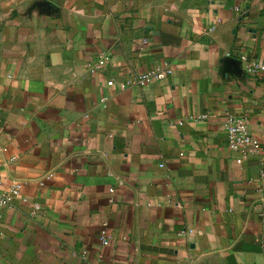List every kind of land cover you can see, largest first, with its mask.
<instances>
[{
  "label": "crops",
  "instance_id": "obj_1",
  "mask_svg": "<svg viewBox=\"0 0 264 264\" xmlns=\"http://www.w3.org/2000/svg\"><path fill=\"white\" fill-rule=\"evenodd\" d=\"M243 55L264 62V0H0V190L22 185L0 264H264V73ZM228 115L259 157L228 149Z\"/></svg>",
  "mask_w": 264,
  "mask_h": 264
},
{
  "label": "built area",
  "instance_id": "obj_2",
  "mask_svg": "<svg viewBox=\"0 0 264 264\" xmlns=\"http://www.w3.org/2000/svg\"><path fill=\"white\" fill-rule=\"evenodd\" d=\"M241 61L243 62L244 70L248 75H258L260 73H264V62L250 61L246 55L241 57ZM112 64V56L102 53L97 57V61L91 66V72L92 74L104 73L111 68ZM172 73L173 70L169 66L151 71L140 72L138 74L131 75L127 79L126 84L128 86H150L156 82L166 80ZM107 85L109 87L114 86V81L109 80ZM106 100L107 99H104L103 102ZM225 128L227 147L231 152L240 154L243 159L259 157L261 155V142L252 134L249 120L246 116L228 115L226 117ZM21 189V184H15L9 193L0 190V208H12L14 199L20 196ZM34 209L38 211L40 210V206L35 204ZM260 216L264 219V206L260 211ZM191 233L192 231H188L181 233V235L185 236ZM100 241L104 246H108L110 244V237L107 233V224H104L101 231Z\"/></svg>",
  "mask_w": 264,
  "mask_h": 264
}]
</instances>
